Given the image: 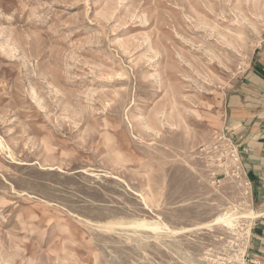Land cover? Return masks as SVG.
I'll list each match as a JSON object with an SVG mask.
<instances>
[{"label":"rangeland","instance_id":"374dc122","mask_svg":"<svg viewBox=\"0 0 264 264\" xmlns=\"http://www.w3.org/2000/svg\"><path fill=\"white\" fill-rule=\"evenodd\" d=\"M262 48L264 0H0V264H251Z\"/></svg>","mask_w":264,"mask_h":264},{"label":"crops","instance_id":"0c3cea01","mask_svg":"<svg viewBox=\"0 0 264 264\" xmlns=\"http://www.w3.org/2000/svg\"><path fill=\"white\" fill-rule=\"evenodd\" d=\"M245 80L227 99L226 124L238 128L236 141L253 191L257 216L250 227V262L264 264V48L255 52Z\"/></svg>","mask_w":264,"mask_h":264},{"label":"bare ground","instance_id":"6f19581e","mask_svg":"<svg viewBox=\"0 0 264 264\" xmlns=\"http://www.w3.org/2000/svg\"><path fill=\"white\" fill-rule=\"evenodd\" d=\"M250 216H254V214H251ZM234 220H235V218L232 215H228V214H225L223 216H220L217 219L218 222H221L225 226H232Z\"/></svg>","mask_w":264,"mask_h":264}]
</instances>
